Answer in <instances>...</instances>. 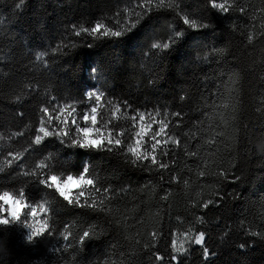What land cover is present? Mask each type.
Masks as SVG:
<instances>
[{
    "label": "trees",
    "instance_id": "16d2710c",
    "mask_svg": "<svg viewBox=\"0 0 264 264\" xmlns=\"http://www.w3.org/2000/svg\"><path fill=\"white\" fill-rule=\"evenodd\" d=\"M215 4L228 11L212 0H0V196L24 205L0 225V264H161L157 253L163 264H264V0ZM97 23L123 34L76 35ZM90 90L104 94L96 127L123 133L112 150L71 144ZM141 113L167 127L137 160L129 131ZM41 127L53 135L36 145ZM86 167L93 184L71 204L40 182ZM33 209L48 227L29 240Z\"/></svg>",
    "mask_w": 264,
    "mask_h": 264
},
{
    "label": "snow or ice",
    "instance_id": "6c2138e0",
    "mask_svg": "<svg viewBox=\"0 0 264 264\" xmlns=\"http://www.w3.org/2000/svg\"><path fill=\"white\" fill-rule=\"evenodd\" d=\"M212 6L218 7L220 11H228V9L223 5H216L215 4V0H212ZM241 11H243V9H241ZM185 23L190 24L191 27L195 28L196 25L194 23H192L191 21L188 20L187 17H185ZM135 24L130 25L129 30L131 27H133ZM208 25H203V27H207ZM102 29V25L97 23L95 25V27L89 29V28H83L82 32H76V35L79 36L82 33H88L90 35H96L97 33H99L100 35H111V36H120L123 34V32L121 31H112L111 29L107 30V31H101ZM182 33H177L176 35H181ZM153 48H160L161 45L159 44H154L152 46ZM163 49H167L170 47L169 43H164L162 45ZM104 94L103 93H97L95 91L90 90L89 93H87V98L89 100H92L94 98V106L91 107L90 112L89 111H85L82 115V122H84L85 124H87L88 122H91L92 127H79L78 125H76V121L73 120V124L77 126L78 129V133L82 134L80 139H72L71 144L74 145H79L81 147H103L105 146V144L108 145V150H112V146H120L122 144V140L117 138V139H113L112 136V132L109 131L107 135H105L100 128L96 127L97 125V106L100 104L101 98ZM118 110V109H117ZM61 112L64 111V109H60ZM44 112L47 113L48 109L45 108ZM139 120L141 122L140 124V131L137 133L138 137H143L148 128H151V125H147L145 126L143 121L145 120V115L143 113H141L139 115ZM159 123L161 126L159 128V131L155 133V135L152 137V139L155 141V143L152 144V149L155 150L157 148V146L161 143L160 140L157 139V137H159L162 133L165 132V129L167 127V125L164 123V121H154ZM40 132H43V136L37 135L35 137V144L39 145L41 143V141L44 139V137H50L53 135V133L49 132L46 128L41 127L40 128ZM89 133H95V138H92L89 136ZM64 137H68L69 136V132H64L63 133ZM140 140L137 139V145H139ZM129 152H131L137 160L141 159V153L138 151V148L136 147H129ZM145 160L148 159V156L145 155L143 157ZM151 162L152 164H157V160L155 156H152L151 158ZM41 168H43L44 166L41 165ZM160 167L164 168L167 167V165L165 164H160ZM90 172V168H85L84 171H82L78 177H75V179H77L80 182H83L84 184H88L91 185L93 184V181L91 179H85L86 175H88ZM74 176L73 175H68L67 176V180L64 181V183L62 184L60 182V177L57 175H47L45 178H40V182L42 184H45L47 187L49 188H55L58 192L59 195L61 197H64L66 200H68V202L71 204L73 203L72 198L69 195V192L66 191V185L73 181ZM21 195H23V192L21 193ZM84 193L81 192L79 196L76 197L75 203L77 205H79L80 207H84L86 206L85 204H81L80 203V197L83 196ZM0 200H2L4 202L5 205L9 204L10 201H12L14 204H18L20 203V201L18 200H13V198L11 197L10 193L5 191L3 193L2 196H0ZM211 203V202H209ZM205 207H207L208 205L205 204ZM91 207H95V205H91ZM3 211L5 212L4 216H0V225H8L10 223L19 221L20 219V211L18 208L12 207L11 209H9L8 207H5L3 209ZM35 209H33V215H35ZM25 225L29 228L32 229L31 234H29L28 239L32 240L34 237H38L41 234H43L45 232V230L47 229L48 225L46 222L40 223L39 226H35V225H28L27 222L25 221ZM89 232L85 231L83 233V235L80 237V242L83 243L85 238L89 237ZM188 234L185 233V236H187ZM65 239H67V237H65ZM205 241V233L203 231L199 232L194 238H193V242L195 245H202L204 244ZM172 248L174 250L175 253L180 254L183 252H186L187 249L183 247V245H181L180 247H176V241L173 240L172 241ZM210 254L209 249L207 247L203 248V255L205 257H208ZM156 259L158 261L161 262V264H163L164 261V256L160 255L159 253L156 254ZM171 260L174 262V264H180V261L178 260V256L177 255H173L171 257Z\"/></svg>",
    "mask_w": 264,
    "mask_h": 264
},
{
    "label": "rangeland",
    "instance_id": "374dc122",
    "mask_svg": "<svg viewBox=\"0 0 264 264\" xmlns=\"http://www.w3.org/2000/svg\"><path fill=\"white\" fill-rule=\"evenodd\" d=\"M79 121L81 123V125H78L79 127H87V126H82V123H84V122H82V115H80V120ZM143 123H144L145 126L150 124L151 128L147 129V132H146V134L143 137H138L137 133L140 131L141 122H140L139 119L138 120L134 119V124L132 125L133 127L129 131V133H131V140H130V142L128 144H129V147L138 148V151L141 154H149L148 152L152 151V144L155 143V141L152 139V137L155 135L156 132L159 131V129H158V126L156 128V124L154 122H149V120H147V119H145L143 121ZM90 124H91V122H90ZM100 129L105 135L108 134L107 129H102V128H100ZM74 131H75V134H78V129H77L76 125L74 127ZM119 134H120L119 136H115V135L112 134L113 139H117V138L122 139L121 134H123V133L121 132ZM80 135L82 136V134H80ZM89 136L92 137V138H95V133H89ZM137 139L140 140L139 145H137ZM157 139L160 140L161 143H162V134L159 137H157ZM66 180H67V177L60 178V182L62 184ZM86 186H87V184H84L83 182H80V181H78L77 179L74 178L73 181L69 182L66 185V191L69 192V195L71 197L72 195H74V194L78 193L79 191H81L82 188H84ZM5 207H8L9 209H11L12 207L18 208L19 211H20V215H21L22 210L24 208V205L21 202L18 203V204H14L12 201H10L9 204L5 205L4 202L2 200H0V216H4L5 215V212L3 211V209ZM24 218H25L24 220L27 222L28 225H35V226L38 227L39 224L42 223L41 213H40L39 210L35 211V215H33V212H29L28 211V213L26 214V216ZM25 227H26L25 228L26 229L25 230L26 233L31 234L32 229L27 227L26 225H25Z\"/></svg>",
    "mask_w": 264,
    "mask_h": 264
}]
</instances>
